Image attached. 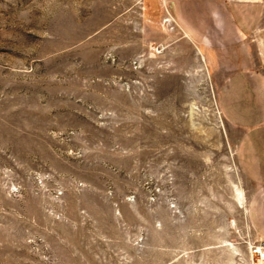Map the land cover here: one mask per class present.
I'll use <instances>...</instances> for the list:
<instances>
[{
	"label": "rangeland",
	"instance_id": "rangeland-1",
	"mask_svg": "<svg viewBox=\"0 0 264 264\" xmlns=\"http://www.w3.org/2000/svg\"><path fill=\"white\" fill-rule=\"evenodd\" d=\"M224 1L237 36L195 40L178 0H0V264H264L220 101L264 74V0Z\"/></svg>",
	"mask_w": 264,
	"mask_h": 264
},
{
	"label": "crops",
	"instance_id": "crops-1",
	"mask_svg": "<svg viewBox=\"0 0 264 264\" xmlns=\"http://www.w3.org/2000/svg\"><path fill=\"white\" fill-rule=\"evenodd\" d=\"M196 1L200 5L193 3ZM216 1L214 6L219 10L217 15H213L215 11L211 9L213 5L210 0H178L179 26L195 40H199L201 32L209 30L211 18L217 16L214 26L218 33L228 28L233 36H237V11L232 10L225 1ZM202 2L204 5H201ZM234 70L221 87V106L233 127L240 131L239 164L243 173L251 183L264 185V74L244 67H236Z\"/></svg>",
	"mask_w": 264,
	"mask_h": 264
},
{
	"label": "built area",
	"instance_id": "built-area-1",
	"mask_svg": "<svg viewBox=\"0 0 264 264\" xmlns=\"http://www.w3.org/2000/svg\"><path fill=\"white\" fill-rule=\"evenodd\" d=\"M253 254L256 256L258 261H264V248L262 247H255L253 249Z\"/></svg>",
	"mask_w": 264,
	"mask_h": 264
},
{
	"label": "bare ground",
	"instance_id": "bare-ground-1",
	"mask_svg": "<svg viewBox=\"0 0 264 264\" xmlns=\"http://www.w3.org/2000/svg\"><path fill=\"white\" fill-rule=\"evenodd\" d=\"M235 199L240 205H243L244 196L240 190L235 191Z\"/></svg>",
	"mask_w": 264,
	"mask_h": 264
}]
</instances>
